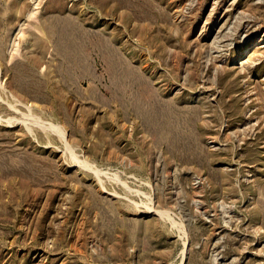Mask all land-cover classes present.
Here are the masks:
<instances>
[{"label":"rangeland","instance_id":"obj_1","mask_svg":"<svg viewBox=\"0 0 264 264\" xmlns=\"http://www.w3.org/2000/svg\"><path fill=\"white\" fill-rule=\"evenodd\" d=\"M0 264H264V0H0Z\"/></svg>","mask_w":264,"mask_h":264},{"label":"bare ground","instance_id":"obj_2","mask_svg":"<svg viewBox=\"0 0 264 264\" xmlns=\"http://www.w3.org/2000/svg\"><path fill=\"white\" fill-rule=\"evenodd\" d=\"M261 43V42H260ZM50 130V129H49ZM51 131V130H50ZM63 142H64V140H63ZM66 142V141H65Z\"/></svg>","mask_w":264,"mask_h":264}]
</instances>
